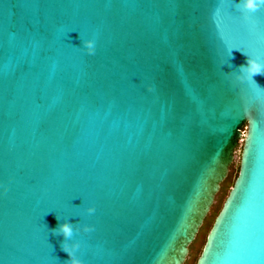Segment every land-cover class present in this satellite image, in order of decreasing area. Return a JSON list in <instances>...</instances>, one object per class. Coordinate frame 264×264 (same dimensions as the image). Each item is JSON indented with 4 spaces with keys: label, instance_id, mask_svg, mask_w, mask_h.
<instances>
[{
    "label": "water",
    "instance_id": "obj_1",
    "mask_svg": "<svg viewBox=\"0 0 264 264\" xmlns=\"http://www.w3.org/2000/svg\"><path fill=\"white\" fill-rule=\"evenodd\" d=\"M247 54L233 0H0V264H65L57 216L84 264H184L244 126L196 264H264V74L219 69Z\"/></svg>",
    "mask_w": 264,
    "mask_h": 264
},
{
    "label": "clouds",
    "instance_id": "obj_2",
    "mask_svg": "<svg viewBox=\"0 0 264 264\" xmlns=\"http://www.w3.org/2000/svg\"><path fill=\"white\" fill-rule=\"evenodd\" d=\"M233 2L243 10L246 17L249 13H254L264 8V0H233ZM79 38L80 44L75 46H82L84 51L89 55L94 54L96 51L95 37H81L79 34ZM228 62L227 60L219 65L220 71L225 74H235L236 79L239 81H244L249 77L253 79L254 74H264V61L257 57L247 54L246 63L240 65L237 70L226 73L220 66ZM84 210L86 213L92 214L95 212V207L92 204H88ZM56 219L58 223L54 228H51L50 231L63 237L60 246L67 253V259L64 261L65 264H84L81 258L76 254V250L80 247V241L74 239L73 235L78 231L90 232L93 230L94 226L89 223L73 224L68 218L61 219L59 216H57Z\"/></svg>",
    "mask_w": 264,
    "mask_h": 264
},
{
    "label": "rangeland",
    "instance_id": "obj_3",
    "mask_svg": "<svg viewBox=\"0 0 264 264\" xmlns=\"http://www.w3.org/2000/svg\"><path fill=\"white\" fill-rule=\"evenodd\" d=\"M247 127H243V136L242 139L239 141V144L237 145L235 149V157L234 161L232 162L230 166V170L228 173V176L226 179L222 182L221 188L219 192L216 195L215 201L208 213V215L205 218V221L203 225L201 226L195 240L190 244V252L184 262V264H196L197 259L201 254V251L203 249V246L206 241L207 234L214 222V219L216 215L218 214L219 210L221 209L224 200L226 199L234 181L235 178L238 175L239 171V164H240V156H241V150L243 145V138L246 133Z\"/></svg>",
    "mask_w": 264,
    "mask_h": 264
}]
</instances>
